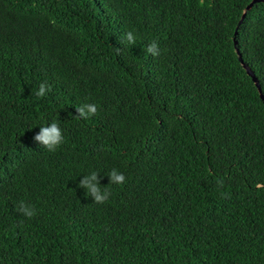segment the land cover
Segmentation results:
<instances>
[{
    "label": "trees",
    "instance_id": "1",
    "mask_svg": "<svg viewBox=\"0 0 264 264\" xmlns=\"http://www.w3.org/2000/svg\"><path fill=\"white\" fill-rule=\"evenodd\" d=\"M250 2L0 0V264H264V103L235 51L264 95ZM93 171L103 203L79 186Z\"/></svg>",
    "mask_w": 264,
    "mask_h": 264
},
{
    "label": "clouds",
    "instance_id": "2",
    "mask_svg": "<svg viewBox=\"0 0 264 264\" xmlns=\"http://www.w3.org/2000/svg\"><path fill=\"white\" fill-rule=\"evenodd\" d=\"M201 6L204 5V0H200ZM126 39L130 43H135V38L131 32L126 34ZM147 52L153 56L158 55L157 44L153 42L147 47ZM51 90V86L47 83H41L39 89L35 95L38 97H44ZM76 116L78 119H88L89 117L97 113V106L92 103H86L77 107ZM34 140L42 144L49 151H55L63 142V132L57 122H52L50 125L40 127V131L34 136ZM110 182L114 184H123L126 181V177L122 173H118L116 169H113L109 173ZM218 185L223 184V180L217 181ZM79 186L86 189L85 195L94 197V201L97 203H103L110 195L108 190L102 191L99 184L98 172H91L85 175L80 181ZM16 211L21 215L31 218L36 215L34 207L21 201L16 207Z\"/></svg>",
    "mask_w": 264,
    "mask_h": 264
},
{
    "label": "water",
    "instance_id": "3",
    "mask_svg": "<svg viewBox=\"0 0 264 264\" xmlns=\"http://www.w3.org/2000/svg\"><path fill=\"white\" fill-rule=\"evenodd\" d=\"M259 1H263V2H264V0H251V2H250V3L246 6V8L244 9V11H243V13H242V15H241V18H240V20L238 21V25L242 22V20H243L245 14H246V11L249 10L255 2H259ZM238 25L236 26L235 34H236V32H237ZM235 51L237 52V54H238V58H239V61H240L241 64L243 65V68L245 69L246 73L251 77V79L253 80L254 84L256 85L257 90H258L259 95H260V98L262 99V101H263V103H264V95H263V93H262V91H261V87H260V84H259V81H258L257 77L255 76V74H254V72L251 70V68L243 62V59H242L241 54H240V52H239V49H238L237 47L235 48Z\"/></svg>",
    "mask_w": 264,
    "mask_h": 264
}]
</instances>
